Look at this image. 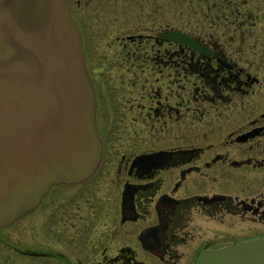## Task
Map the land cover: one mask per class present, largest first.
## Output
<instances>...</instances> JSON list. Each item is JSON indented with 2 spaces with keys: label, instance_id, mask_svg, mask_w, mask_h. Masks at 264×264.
Listing matches in <instances>:
<instances>
[{
  "label": "flooded vegetation",
  "instance_id": "af4514ba",
  "mask_svg": "<svg viewBox=\"0 0 264 264\" xmlns=\"http://www.w3.org/2000/svg\"><path fill=\"white\" fill-rule=\"evenodd\" d=\"M67 1L101 158L0 226V264H194L264 235V0Z\"/></svg>",
  "mask_w": 264,
  "mask_h": 264
},
{
  "label": "water",
  "instance_id": "95a60500",
  "mask_svg": "<svg viewBox=\"0 0 264 264\" xmlns=\"http://www.w3.org/2000/svg\"><path fill=\"white\" fill-rule=\"evenodd\" d=\"M95 92L67 0H0V226L102 154ZM194 264H264V235L202 249Z\"/></svg>",
  "mask_w": 264,
  "mask_h": 264
},
{
  "label": "rangeland",
  "instance_id": "374dc122",
  "mask_svg": "<svg viewBox=\"0 0 264 264\" xmlns=\"http://www.w3.org/2000/svg\"><path fill=\"white\" fill-rule=\"evenodd\" d=\"M7 234H8V231H7V228L6 227H4L3 229H2V231L0 232V237H3V239H7Z\"/></svg>",
  "mask_w": 264,
  "mask_h": 264
}]
</instances>
